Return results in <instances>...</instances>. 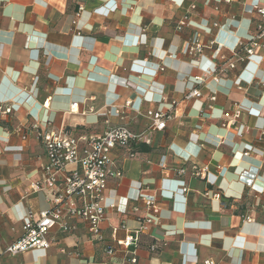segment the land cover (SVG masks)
Returning a JSON list of instances; mask_svg holds the SVG:
<instances>
[{
    "label": "crops",
    "instance_id": "1",
    "mask_svg": "<svg viewBox=\"0 0 264 264\" xmlns=\"http://www.w3.org/2000/svg\"><path fill=\"white\" fill-rule=\"evenodd\" d=\"M258 7L264 0H0V103L13 107L0 114V264H133L116 242L152 214L141 194L157 195L160 212L135 264H264V48L245 60L238 49L257 34ZM192 89L201 96L186 98ZM149 110L169 116L166 128L135 157L111 152L122 177L108 179L97 237L67 217L49 248L5 252L51 207L52 191L33 188L49 162L41 132L143 131Z\"/></svg>",
    "mask_w": 264,
    "mask_h": 264
},
{
    "label": "built area",
    "instance_id": "2",
    "mask_svg": "<svg viewBox=\"0 0 264 264\" xmlns=\"http://www.w3.org/2000/svg\"><path fill=\"white\" fill-rule=\"evenodd\" d=\"M229 1V0H226ZM115 9V7L113 8ZM257 14L260 22L257 24V34L253 35L247 45L240 43L238 49L244 51L248 59L255 54L257 48H264V8L258 7ZM186 21L184 18L180 22L182 26ZM213 44V43H211ZM205 45L200 40L193 41L189 46V53L199 55L204 50ZM238 50L234 54L238 55ZM224 58V57H222ZM230 68L235 66L231 62ZM196 81H202L201 77H195ZM198 89H192L186 93V98L200 97ZM216 100L212 97V101ZM130 102H127L129 104ZM79 102H72L70 111L79 112ZM12 105L0 103V114H10ZM93 111V108H90ZM87 111H82L86 114ZM146 116L151 119L149 127L143 131H135L131 126L119 124L109 127L102 134H73L69 131H47L40 133L46 155L49 162L42 167V185L34 184L36 190H50L51 207L42 211L38 219L27 218L23 227V235L6 247L8 254H19L30 249L45 250L50 246L49 234L55 226H61L65 231L70 230V226L65 222L67 217H79L89 225L90 232L97 237L100 234L101 224L106 217L105 191L110 176L122 177V171L112 170L114 163L111 152L116 148L126 149L131 157L138 153L134 151L135 146L141 144H151V133L163 131L166 128L169 116L161 110H149ZM227 120L223 126H228L240 117V110L233 113H226ZM18 132L21 129H17ZM194 175L205 177L203 170L194 168ZM185 173L180 170V175ZM184 193L187 189L183 190ZM147 208L152 212L140 220V224L133 230H126V236L122 240H117V245L123 249L126 259L135 264L137 262L136 249L139 246L143 234L149 231L152 225L159 223L160 206L155 194H141ZM156 247H152L155 251ZM117 248L110 246L107 249L109 255H115ZM117 264H123L117 263ZM205 264H214L207 260Z\"/></svg>",
    "mask_w": 264,
    "mask_h": 264
},
{
    "label": "trees",
    "instance_id": "3",
    "mask_svg": "<svg viewBox=\"0 0 264 264\" xmlns=\"http://www.w3.org/2000/svg\"><path fill=\"white\" fill-rule=\"evenodd\" d=\"M142 146H146V145L141 144V145H139V146H135L133 149H134V151H135L136 153H140V152H141V147H142Z\"/></svg>",
    "mask_w": 264,
    "mask_h": 264
}]
</instances>
